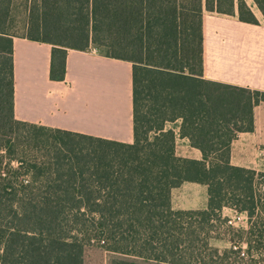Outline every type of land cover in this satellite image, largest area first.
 I'll use <instances>...</instances> for the list:
<instances>
[{
	"label": "trees",
	"instance_id": "trees-1",
	"mask_svg": "<svg viewBox=\"0 0 264 264\" xmlns=\"http://www.w3.org/2000/svg\"><path fill=\"white\" fill-rule=\"evenodd\" d=\"M252 1L264 16V0ZM232 9L233 0H33L20 38L52 47L51 81H63L67 50L91 44L131 63L133 142L125 144L14 119V36L9 3L0 0V264H83L93 245L109 255L107 264L264 261V193L255 190L264 174L255 180L229 164L230 144L253 129L264 92L203 79V11ZM237 11L257 24L243 0ZM177 119L201 161L175 156L164 125ZM14 127L26 130V141L9 137ZM184 182L207 186L206 209L172 208L171 190ZM223 207L247 215L245 231L229 228L246 250L203 257L198 243Z\"/></svg>",
	"mask_w": 264,
	"mask_h": 264
},
{
	"label": "crops",
	"instance_id": "crops-1",
	"mask_svg": "<svg viewBox=\"0 0 264 264\" xmlns=\"http://www.w3.org/2000/svg\"><path fill=\"white\" fill-rule=\"evenodd\" d=\"M237 1L231 14L203 11V79L264 92V16L252 0H243L257 21L238 19ZM52 47L12 39L13 116L21 122L73 134L133 142L132 65L94 51L68 50L63 81L49 79ZM253 129L230 144L229 164L264 174V102L252 109ZM181 120L167 122L175 138V156L201 161L202 153L180 135ZM175 210L207 208V186L184 182L171 190ZM230 215L234 209L223 207Z\"/></svg>",
	"mask_w": 264,
	"mask_h": 264
},
{
	"label": "rangeland",
	"instance_id": "rangeland-1",
	"mask_svg": "<svg viewBox=\"0 0 264 264\" xmlns=\"http://www.w3.org/2000/svg\"><path fill=\"white\" fill-rule=\"evenodd\" d=\"M6 4L9 3V16H8V30L9 33L14 36V38H20L24 37L27 34V11L30 6V4L33 2V0H2ZM68 51V50H67ZM86 51H94L99 55H104L106 49L104 47H97L96 45H89L88 49ZM13 132H9V137L15 139L14 142L22 143V141H26V138L28 137V134L23 135L24 132H26L25 129L22 128H13ZM22 137V138H21ZM31 154V153H30ZM35 157L39 158L41 161L45 159L43 153H36L32 154ZM7 160L5 159L3 162V166H5ZM12 167H16V163L12 162ZM27 178H20L19 181H23ZM258 183V182H257ZM256 192H258L260 195L264 193L262 188H260L259 185L255 187ZM264 197V195L262 196ZM237 211V210H235ZM238 212V211H237ZM220 219L219 221L215 220V217L213 218V221L208 225L212 226L209 227V233L206 234L205 241H199L198 247L200 250V254L203 255V257H206V254L212 253L213 250L217 251V256L222 254L226 250H236L240 249V251L246 250V244L243 241V237H240V235H235V233H232L229 231V228L235 229V230H246L247 225L242 227V225L238 224L237 226H231L226 223V219H228L230 215L228 210H221L220 212ZM217 218V217H216ZM225 219V224H223L222 220ZM226 225V226H225ZM215 255V257H216ZM204 259V258H203ZM201 260L197 264H203V261L208 262L207 260ZM251 257L244 258V262L248 263L250 261ZM256 259V258H254ZM109 260V255L105 252H103L98 246H90L86 247L84 251V263L83 264H107ZM233 257H230L228 260V264H238L235 261H233ZM212 261H217L216 258H213ZM211 263V262H210ZM217 264H221L220 262H217ZM257 264H264V261H259Z\"/></svg>",
	"mask_w": 264,
	"mask_h": 264
},
{
	"label": "built area",
	"instance_id": "built-area-1",
	"mask_svg": "<svg viewBox=\"0 0 264 264\" xmlns=\"http://www.w3.org/2000/svg\"><path fill=\"white\" fill-rule=\"evenodd\" d=\"M260 188H262V190L264 191V187L263 186H260ZM232 216H229L228 219H226V223L228 225H231V226H237L238 224L242 225V227L244 226H248V218H247V215L243 212H237V211H233ZM245 229V227H244ZM241 256L244 255V251H241Z\"/></svg>",
	"mask_w": 264,
	"mask_h": 264
}]
</instances>
